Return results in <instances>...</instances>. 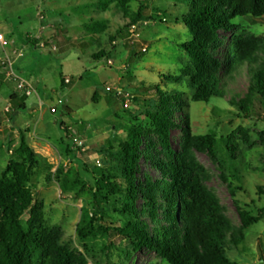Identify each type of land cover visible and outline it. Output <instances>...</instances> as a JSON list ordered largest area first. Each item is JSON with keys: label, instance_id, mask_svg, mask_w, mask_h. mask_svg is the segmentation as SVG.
<instances>
[{"label": "rangeland", "instance_id": "374dc122", "mask_svg": "<svg viewBox=\"0 0 264 264\" xmlns=\"http://www.w3.org/2000/svg\"><path fill=\"white\" fill-rule=\"evenodd\" d=\"M184 1L127 0L122 6L117 0H0V34L10 43L6 52L12 58L22 52L13 71L29 85V90L19 91L2 65L5 54L0 47V178L23 139L37 160L31 188L34 201L42 205L41 229L59 233L60 244L86 264H167L147 249L133 252L119 238L97 234L82 243L76 234L82 214L96 208L109 227L125 225L122 197L108 193L109 201L103 200L106 191L99 190L94 179L108 175L125 188L118 144L131 126L142 129L139 186L148 180L160 184L162 195L169 179L161 166L170 169L176 159L190 164L216 197L219 213L235 237L243 234L237 246L227 243V258L234 264H264V102L253 98L248 114L232 104L247 97L255 72L264 68V20L237 19L235 28L221 34L217 55L223 94L208 104L195 103L193 90L182 77L191 64L180 45L190 36L183 24L173 22L183 12ZM140 8L152 19L139 21V36L130 39L128 26ZM41 27L45 32L36 40L33 35ZM119 31L122 36L117 37ZM236 37L255 43V51L249 62L226 76ZM27 38L44 47L33 48ZM100 51L105 57L92 58ZM60 74L68 85L61 84ZM155 86L176 98L170 154L146 115L145 101L155 98L148 89ZM116 90H121L123 101L113 96ZM11 95L25 98V109L13 121ZM50 108H55L54 114ZM205 135L218 141L215 159L185 143L187 136ZM226 145L233 152H227ZM144 199L137 200L142 209ZM237 209L261 219L242 229ZM27 219L28 214L21 218L23 225ZM45 259L37 252L33 264H47Z\"/></svg>", "mask_w": 264, "mask_h": 264}, {"label": "trees", "instance_id": "16d2710c", "mask_svg": "<svg viewBox=\"0 0 264 264\" xmlns=\"http://www.w3.org/2000/svg\"><path fill=\"white\" fill-rule=\"evenodd\" d=\"M126 1L117 0V4L123 6ZM183 5L181 15L173 18V22L186 27L190 36L180 45L191 64L182 77L188 80L193 90L192 101L208 104L223 94L221 63L217 55L221 34L235 28L234 21L237 19L264 20V0H185ZM151 19L145 8H140L130 25ZM155 19L160 22L165 20ZM116 36H122V31ZM26 41L33 48L39 43L29 38ZM254 51L255 43L236 37L231 46L232 61L223 74L229 76L234 69L249 62ZM103 57V51L92 55L95 60ZM59 78L63 85L65 78L61 74ZM253 80L247 97L238 103L232 101L233 106L245 114L249 113L256 96L264 102V68L255 72ZM151 88L148 90L154 92L155 98L145 101L149 107L146 115L161 146L170 154V131L174 127L176 98L157 86ZM113 96L123 101L116 91ZM10 101L14 103L10 114L13 121L17 112L25 109V98L11 95ZM62 127L60 122L59 128ZM63 134L67 138V132L63 131ZM185 141L211 158H217L219 144L214 135L187 136ZM141 146L142 129L131 126L118 144L124 189L111 176L102 175L94 179L98 189L106 191L103 200L109 201L106 198L108 193L122 197L121 212L126 218L125 225L109 227L97 208L92 213L84 212L76 228L79 241H89L99 234L109 239L124 240L135 253L143 249L154 252L167 264H234L227 258L225 247L227 243L237 246L243 241V234L235 237L219 213L216 197L193 174L191 165L176 159L170 169L161 166L169 181L163 184L164 193L160 195V184H152L149 180L145 185L138 184L137 172L143 155ZM226 150L233 152L229 145H226ZM151 160L154 162V159ZM36 163L32 149L21 139L0 178V264H33L37 252L46 258L47 264H86L60 244L59 233L41 229L42 205L34 201L31 188L32 170ZM141 187L145 190L142 191ZM143 196L145 207L142 209L137 200ZM237 212L242 229L261 219V215L254 217L240 209ZM25 214H28V219L23 225L21 218Z\"/></svg>", "mask_w": 264, "mask_h": 264}, {"label": "built area", "instance_id": "2783aa9c", "mask_svg": "<svg viewBox=\"0 0 264 264\" xmlns=\"http://www.w3.org/2000/svg\"><path fill=\"white\" fill-rule=\"evenodd\" d=\"M139 27H140L139 23H137V24H132V25H130V26L128 27V33L130 34V39L133 38V37H134V38H138V36H139V35H138ZM131 43L134 45V43H135V39L132 40ZM9 44H10V43H8V42L5 40V38L0 34V47H1V49L3 50L4 54H5V59L2 61V65H6V67L8 68V71H9V72H8V76H9L10 78L14 79V81H16V82L18 83V89H19L20 92L23 91V90H26V89L29 90V88H28L29 85H28L25 81L19 79V78L14 74V71H13V68H14V66H15V61H16V59L21 58V57L23 56V54H22L21 51L18 52V53L16 52V53L13 54V55H15V58H12V57L9 55V53L6 52V48L8 47ZM38 47L42 49V48L44 47L43 43H40V44L38 45ZM52 51H56L55 47L52 48ZM142 51L145 52L146 49L143 48ZM109 63H110V62H109ZM65 83H66V84L69 83L68 79L65 80ZM107 90L110 91L109 88H108ZM116 92H117L118 95L121 94V90H116ZM126 97H128V95H127ZM61 104H62V102H61V101H58V105H61ZM50 113H51V114H54V113H55V108H50Z\"/></svg>", "mask_w": 264, "mask_h": 264}, {"label": "crops", "instance_id": "0c3cea01", "mask_svg": "<svg viewBox=\"0 0 264 264\" xmlns=\"http://www.w3.org/2000/svg\"><path fill=\"white\" fill-rule=\"evenodd\" d=\"M45 29H46V27H41V29L39 30V32L36 34V35H33V38H35L36 40H39V35L38 34H40V32L41 31H43L42 32V34H44V32H45ZM43 36V35H42ZM26 37H28V35L26 36ZM34 40V39H33ZM37 42H39L37 45H36V48L38 47V45L40 44V41H37ZM17 46H19V45H21V42H20V44H18V43H15ZM18 60H20V59H16V62L18 63Z\"/></svg>", "mask_w": 264, "mask_h": 264}]
</instances>
